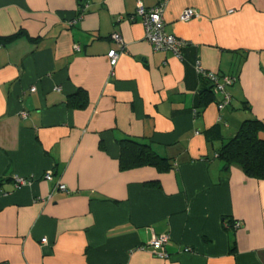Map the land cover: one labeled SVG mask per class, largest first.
<instances>
[{"label": "crops", "instance_id": "obj_1", "mask_svg": "<svg viewBox=\"0 0 264 264\" xmlns=\"http://www.w3.org/2000/svg\"><path fill=\"white\" fill-rule=\"evenodd\" d=\"M161 3L181 57L136 15ZM200 69L236 78L225 110ZM248 119L264 124V0H0V264H264V181L220 156ZM125 140L155 162L122 169ZM161 236L165 259L142 249Z\"/></svg>", "mask_w": 264, "mask_h": 264}, {"label": "built area", "instance_id": "obj_2", "mask_svg": "<svg viewBox=\"0 0 264 264\" xmlns=\"http://www.w3.org/2000/svg\"><path fill=\"white\" fill-rule=\"evenodd\" d=\"M87 5H84L79 9L82 14L86 11ZM164 3L159 4L158 6L145 9L143 6H139L137 10V16L141 19L142 26L145 32L146 41L152 46L154 51H170L175 54L177 57H181L182 49L187 46V43L184 40L179 39L175 35H170L165 31V21H164ZM198 14L193 9L186 10L181 16L180 20L182 22H189L193 19L198 18ZM113 40L118 44L120 52L124 50V43L122 37L119 34H114ZM119 51L112 50L107 55L109 62L112 67L116 66L117 61L120 57ZM201 76L209 81L213 88V93L220 96V101L217 103L219 111L225 110L228 106L231 105L232 96L229 92V88L233 86L236 82V78L232 76H219L214 73H209L204 70H199ZM33 92L35 89L32 90ZM44 180L47 182H52L54 176L52 172H47L44 175ZM32 179L28 178H16L17 187H22L32 184ZM55 191L67 193V188L65 185L58 183ZM169 241L168 236L155 237L147 246L142 248L143 250H149L154 256L158 258H168V254L165 251V246ZM47 240L43 239L42 244H46Z\"/></svg>", "mask_w": 264, "mask_h": 264}, {"label": "trees", "instance_id": "obj_3", "mask_svg": "<svg viewBox=\"0 0 264 264\" xmlns=\"http://www.w3.org/2000/svg\"><path fill=\"white\" fill-rule=\"evenodd\" d=\"M14 37L4 40L10 41ZM206 83L208 84L206 92L213 94L211 83L209 81ZM83 105L80 107L82 108ZM122 143L129 153L128 160L122 161V169L155 162L156 156L150 151L149 146L130 140ZM220 156L227 167L237 166L247 177L264 181V124L256 119L246 120L236 135L223 145Z\"/></svg>", "mask_w": 264, "mask_h": 264}]
</instances>
